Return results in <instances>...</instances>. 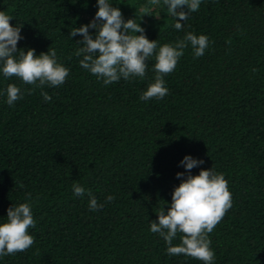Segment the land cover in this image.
<instances>
[{
	"label": "trees",
	"instance_id": "16d2710c",
	"mask_svg": "<svg viewBox=\"0 0 264 264\" xmlns=\"http://www.w3.org/2000/svg\"><path fill=\"white\" fill-rule=\"evenodd\" d=\"M107 2L124 20L135 19L158 48L188 32L206 35L208 48L194 57L186 47L164 77L168 95L145 102L154 55L143 78L107 86L79 64L83 38L69 32L94 19L97 0H0L9 23L22 25L17 48L37 56L55 49L69 70L58 87L0 72V223L9 207L25 202L36 221L28 230L33 245L0 256V264H203L168 255L150 222L161 206L167 211L187 175L208 169L224 175L232 198L208 234L212 264H264V0H201L179 31L163 0ZM145 6L149 15L142 16ZM95 31L89 28L93 38ZM8 84L21 89L12 106ZM186 155L203 163L189 173L180 165ZM73 184L85 195H74ZM88 190L102 209H89Z\"/></svg>",
	"mask_w": 264,
	"mask_h": 264
},
{
	"label": "clouds",
	"instance_id": "9594fccd",
	"mask_svg": "<svg viewBox=\"0 0 264 264\" xmlns=\"http://www.w3.org/2000/svg\"><path fill=\"white\" fill-rule=\"evenodd\" d=\"M151 5L160 4V0H149ZM201 0H163L167 12L175 17L176 30H182L189 12H195ZM98 10L94 19L87 25L79 28L73 27L69 32L70 37L82 36L77 43L83 47L77 55L83 54L79 60L80 66L91 74L102 79L105 86L119 81L121 78L129 80L131 77L143 78L146 73L149 57L154 55V82L150 83L142 92L140 100L149 101L153 98L163 99L168 95L164 86V77L175 70L183 50L191 46L194 57H201L208 48L209 40L206 35H195L188 32L182 39L172 44L157 46L156 40L150 41L144 35V29L135 19L124 20L119 8L111 6L107 0H97ZM184 9H187L185 11ZM150 9L145 6L141 9L142 16L149 15ZM11 16L0 11V72L7 79L16 77L26 85L52 87L62 85L69 75L68 68L57 62L55 49L35 54L34 49L22 50L17 48V43L22 36L21 27L12 26L9 21ZM89 28L95 29V36L89 34ZM134 33V34H130ZM140 33V35H136ZM158 48V50H157ZM19 50L18 58L15 56ZM37 81L39 84H37ZM31 95V91L28 92ZM6 103L12 106L14 102L22 99L21 89L15 84H8L6 88ZM45 102L51 97L47 92H41ZM203 161L189 155L183 157L180 165L190 173L191 169L202 164ZM177 178L184 173H176ZM23 187V186H21ZM76 196H84L86 190L79 184L72 185ZM89 209L97 211L103 208L91 191H87ZM31 199L29 194L28 200ZM115 199L107 196V202ZM232 206L231 193L228 182L223 174L215 173L212 169L201 170L198 175H187L171 194V203L165 212L164 207L156 213L157 221L150 222V231L158 233L168 245V255L192 257L203 264H212L215 254L210 248L211 233L216 225L223 219ZM36 221L33 219L31 204L20 203L7 209L6 222L0 223V256L12 255L30 248L33 237L29 229L34 228ZM180 235V242L173 245V240Z\"/></svg>",
	"mask_w": 264,
	"mask_h": 264
}]
</instances>
